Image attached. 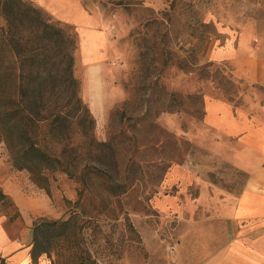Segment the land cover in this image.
Wrapping results in <instances>:
<instances>
[{
	"label": "rangeland",
	"instance_id": "1",
	"mask_svg": "<svg viewBox=\"0 0 264 264\" xmlns=\"http://www.w3.org/2000/svg\"><path fill=\"white\" fill-rule=\"evenodd\" d=\"M28 1L77 33L73 72L94 118L68 144L46 136L72 171L48 172L45 186L0 142L33 221L34 263L200 264L227 245V204L246 177L235 139L264 134V84L244 78L252 68L264 79V0H79L100 16L104 45ZM217 102L235 125L209 122ZM2 193L13 222L20 205Z\"/></svg>",
	"mask_w": 264,
	"mask_h": 264
},
{
	"label": "trees",
	"instance_id": "2",
	"mask_svg": "<svg viewBox=\"0 0 264 264\" xmlns=\"http://www.w3.org/2000/svg\"><path fill=\"white\" fill-rule=\"evenodd\" d=\"M76 47L77 33L42 8L28 0H0V142L13 166L43 186L48 172L72 171L71 156L48 150L46 136L60 131V142L68 144L73 126L90 129L94 122L73 72Z\"/></svg>",
	"mask_w": 264,
	"mask_h": 264
},
{
	"label": "crops",
	"instance_id": "3",
	"mask_svg": "<svg viewBox=\"0 0 264 264\" xmlns=\"http://www.w3.org/2000/svg\"><path fill=\"white\" fill-rule=\"evenodd\" d=\"M38 4L47 7L60 19L71 21L80 30L83 29L82 38L92 37L95 42L99 41L103 45L109 41V35L94 28L102 23L100 16L96 11L88 12L79 0H39ZM97 49L101 52L102 47ZM244 76L249 81L264 84V79L255 74L252 68L245 69ZM208 119L210 123L217 122L218 126L230 121L231 125L236 124L231 120L233 115L229 114V106L223 102L214 103L210 107ZM235 143L232 163L245 172L246 177L239 193L227 204L231 211L227 214L231 222V238L227 245L206 255L200 264H264V134L260 130L242 133L235 139ZM0 187L14 205H20V216L13 222H9V217L0 211V264H49L48 260H39V257L34 263L30 250L33 221L25 214L28 210L21 205L24 197L19 190L20 185L14 173H11L10 165L2 162L1 155Z\"/></svg>",
	"mask_w": 264,
	"mask_h": 264
}]
</instances>
